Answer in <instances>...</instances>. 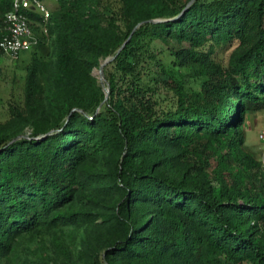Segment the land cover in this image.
I'll return each mask as SVG.
<instances>
[{
	"label": "trees",
	"instance_id": "obj_1",
	"mask_svg": "<svg viewBox=\"0 0 264 264\" xmlns=\"http://www.w3.org/2000/svg\"><path fill=\"white\" fill-rule=\"evenodd\" d=\"M53 1L48 22L31 14L24 103L0 125V264L21 238L53 246L31 264H264V171L244 150L264 0ZM235 41L227 67L212 59ZM112 57L106 99L93 70Z\"/></svg>",
	"mask_w": 264,
	"mask_h": 264
},
{
	"label": "rangeland",
	"instance_id": "obj_2",
	"mask_svg": "<svg viewBox=\"0 0 264 264\" xmlns=\"http://www.w3.org/2000/svg\"><path fill=\"white\" fill-rule=\"evenodd\" d=\"M105 6L112 9H118L121 0H103ZM46 5L52 12L57 8L55 1H46ZM238 42L215 45L213 48L212 59L227 67L232 52L238 47ZM36 49L21 53L19 59H11L0 54V125L5 124L11 118V107L21 105L25 99V84L27 68L32 61ZM104 62V61H103ZM102 62V63H103ZM165 63L170 74L177 80L182 81L188 89H198L201 84V77L193 76V72L187 67H177L171 64L170 60L165 58ZM101 66V65H100ZM99 68L93 70V76L107 94L108 84L104 75L102 78ZM264 128V111L252 113L247 116L244 130L246 134V144L244 150L253 155L262 163L264 171V144L259 140V132ZM70 230L64 235L62 246L64 250L74 249L73 241L69 239ZM53 246L50 243L37 245V243H27L25 238L18 239L13 245V251L5 264H31L35 256H40L44 251H50ZM37 252V254H33Z\"/></svg>",
	"mask_w": 264,
	"mask_h": 264
},
{
	"label": "built area",
	"instance_id": "obj_3",
	"mask_svg": "<svg viewBox=\"0 0 264 264\" xmlns=\"http://www.w3.org/2000/svg\"><path fill=\"white\" fill-rule=\"evenodd\" d=\"M40 14L45 22L51 11L42 0H12V8L5 17V27L0 38V52L11 59H19L21 53L31 51L39 45V38L31 27V14ZM264 144V128L259 132Z\"/></svg>",
	"mask_w": 264,
	"mask_h": 264
},
{
	"label": "water",
	"instance_id": "obj_4",
	"mask_svg": "<svg viewBox=\"0 0 264 264\" xmlns=\"http://www.w3.org/2000/svg\"><path fill=\"white\" fill-rule=\"evenodd\" d=\"M195 0H192L191 1V3L189 4V5H191L193 2H194ZM136 29H134V31H135ZM133 31V32H134ZM131 38V37H130ZM129 38V39H130ZM129 41V40H128ZM125 46V44L123 45V47ZM122 47V48H123ZM121 48V49H122ZM121 49L118 51V53L121 51ZM114 59V57H112V58H108L107 60H105L102 64H101V66H100V69H99V72H100V74H101V76H102V78H104V68H105V66L109 63V62H111L112 60ZM109 87H108V89H107V95H106V99H108V97H109Z\"/></svg>",
	"mask_w": 264,
	"mask_h": 264
}]
</instances>
